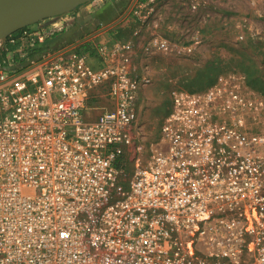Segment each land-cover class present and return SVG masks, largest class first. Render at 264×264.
<instances>
[{
  "label": "built area",
  "instance_id": "built-area-1",
  "mask_svg": "<svg viewBox=\"0 0 264 264\" xmlns=\"http://www.w3.org/2000/svg\"><path fill=\"white\" fill-rule=\"evenodd\" d=\"M169 1L129 12L165 53L174 45L154 30ZM69 23L0 38V264H264L257 101L223 78L177 91L146 147L137 120L151 78L130 62L132 41L34 57ZM99 87L109 107L90 120Z\"/></svg>",
  "mask_w": 264,
  "mask_h": 264
},
{
  "label": "rangeland",
  "instance_id": "rangeland-1",
  "mask_svg": "<svg viewBox=\"0 0 264 264\" xmlns=\"http://www.w3.org/2000/svg\"><path fill=\"white\" fill-rule=\"evenodd\" d=\"M94 1L88 21L82 27L75 14L59 13L52 17L68 16L70 23L47 43V50L87 53L96 45L112 47L116 42L132 41L130 62L151 78V83L141 90L137 120L146 147L161 137V126L171 111L175 92L205 93L222 78L242 96L257 101L255 111L262 110L264 126V5L261 2L202 0L194 10L190 0H170L163 6L168 11L166 16L160 12L159 25L154 30L174 45L165 53L150 45L152 30L148 26L130 19V9L137 0H100L93 4ZM100 8L103 13L98 12ZM163 19L166 23L161 26ZM136 31L139 33L134 37ZM42 46L35 48L34 57L46 55ZM106 95V87L94 91L91 108L97 109L89 112L88 119L96 118L100 113L98 108L109 107Z\"/></svg>",
  "mask_w": 264,
  "mask_h": 264
},
{
  "label": "water",
  "instance_id": "water-1",
  "mask_svg": "<svg viewBox=\"0 0 264 264\" xmlns=\"http://www.w3.org/2000/svg\"><path fill=\"white\" fill-rule=\"evenodd\" d=\"M84 0H0V38L43 19L66 13ZM24 19V20H23ZM22 20V21H21Z\"/></svg>",
  "mask_w": 264,
  "mask_h": 264
},
{
  "label": "crops",
  "instance_id": "crops-1",
  "mask_svg": "<svg viewBox=\"0 0 264 264\" xmlns=\"http://www.w3.org/2000/svg\"><path fill=\"white\" fill-rule=\"evenodd\" d=\"M92 1H93V0H84V1L81 2V3L75 4L74 7L71 8V10H69V11H67V12L65 13V15H68V16H69V15H71V14H75V15H76V18L78 19V24L81 25V27H82L83 25H86V23H87V21H88L89 14L91 13V8H90V6H91V2H92ZM95 1H96V2H95ZM95 1L93 2V4L97 3V2L100 1V0H95ZM214 1H216V0H214ZM164 10H165V8L162 7V9H161L160 12H162V11L165 12V16H166V13H167L168 11H164ZM102 11H103V10H102L101 8L98 10V12H100V13H103ZM68 16H67V18H68ZM165 23H166V20L163 19V21H161V26H163ZM56 35H60V33H58V34L55 33V35H52L49 39H47L46 43L43 44L42 47H43V49H44V52H47V53L50 52V50H47V43H48L53 37H55ZM64 41H65V38H63L62 42L64 43ZM39 52H40V53H39ZM41 53H43V52L38 51V54H41Z\"/></svg>",
  "mask_w": 264,
  "mask_h": 264
},
{
  "label": "trees",
  "instance_id": "trees-1",
  "mask_svg": "<svg viewBox=\"0 0 264 264\" xmlns=\"http://www.w3.org/2000/svg\"><path fill=\"white\" fill-rule=\"evenodd\" d=\"M56 34H58V33H56ZM55 35V34H54Z\"/></svg>",
  "mask_w": 264,
  "mask_h": 264
},
{
  "label": "bare ground",
  "instance_id": "bare-ground-1",
  "mask_svg": "<svg viewBox=\"0 0 264 264\" xmlns=\"http://www.w3.org/2000/svg\"><path fill=\"white\" fill-rule=\"evenodd\" d=\"M24 20V19H23ZM22 21V20H21Z\"/></svg>",
  "mask_w": 264,
  "mask_h": 264
}]
</instances>
